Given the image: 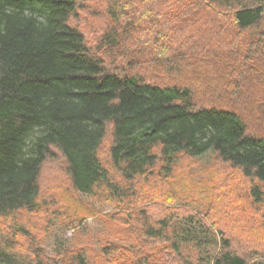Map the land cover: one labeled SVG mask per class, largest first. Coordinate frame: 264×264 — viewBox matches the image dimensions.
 I'll return each mask as SVG.
<instances>
[{"label":"trees","instance_id":"trees-1","mask_svg":"<svg viewBox=\"0 0 264 264\" xmlns=\"http://www.w3.org/2000/svg\"><path fill=\"white\" fill-rule=\"evenodd\" d=\"M85 2L0 0V264H264V250L200 215L151 217L136 188L209 153L262 205L264 0H106L93 44L76 22ZM52 154L75 205L100 197L135 212L117 215L126 235L104 230L118 237L99 261L62 243L45 254L39 235L57 217L40 229L20 219L55 213L39 183Z\"/></svg>","mask_w":264,"mask_h":264},{"label":"rangeland","instance_id":"rangeland-1","mask_svg":"<svg viewBox=\"0 0 264 264\" xmlns=\"http://www.w3.org/2000/svg\"><path fill=\"white\" fill-rule=\"evenodd\" d=\"M85 3L90 4L87 8H83L76 22L83 29L90 44H93L98 37L97 34H100L106 27L107 18L103 15L106 0H86ZM90 9L94 13L97 12L99 16L93 18L89 12ZM52 156L42 165L39 183L41 196L47 199L58 198L57 203L52 205L51 209L49 208L50 211L55 209V213L47 209L44 213L39 211L33 215L22 214L20 219L26 226L30 225L40 229L48 218L57 217L51 227L39 235L45 254L55 256L58 245L62 243V246L67 249L82 248L89 260L99 261L94 257L99 252V247L106 241L117 243L116 238L118 237L116 233L111 231L113 234H110L104 230L117 229L118 233L124 235L127 231L126 226L124 232V225L118 221L117 215L118 213L125 214L123 216L125 218L126 215L135 212L133 209H126L125 206L122 208L113 201H106L100 197L90 198L78 195L77 198L81 204L80 206L75 205L71 197L67 196L65 184H62L63 164L58 154H52ZM239 179L231 175L227 167L216 162L212 154L207 153L199 158H184L179 161L171 176L151 175L149 181L147 179L141 181L136 188L140 192V197L143 198L142 201H147V205H153L151 217L155 218L162 215L164 211L168 213L173 210L178 214L200 215L208 222L214 223L215 226L227 230L231 228L232 232L236 233L235 237H240L244 248L264 250V237H254L250 228L247 229L249 226L246 225V223H251L252 215L257 214L259 224L256 227L259 231H255L264 235V198L259 208L255 210L250 208L249 201L243 195L246 185ZM59 186L61 189H57ZM53 195L57 196L50 197ZM68 210L74 212L76 217L85 216L83 221L73 226L75 224H72L69 221L70 217L66 215ZM58 213V216H54ZM227 213L239 216L240 225L230 227V223L225 222ZM5 225H7L6 219H0V226ZM19 239L21 242L23 236ZM123 244L128 247L129 242L125 241ZM104 262L101 259L100 263Z\"/></svg>","mask_w":264,"mask_h":264}]
</instances>
